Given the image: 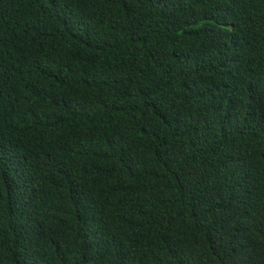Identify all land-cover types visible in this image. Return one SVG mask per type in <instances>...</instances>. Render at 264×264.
I'll return each instance as SVG.
<instances>
[{"label":"trees","instance_id":"1","mask_svg":"<svg viewBox=\"0 0 264 264\" xmlns=\"http://www.w3.org/2000/svg\"><path fill=\"white\" fill-rule=\"evenodd\" d=\"M0 264H264V0H0Z\"/></svg>","mask_w":264,"mask_h":264}]
</instances>
